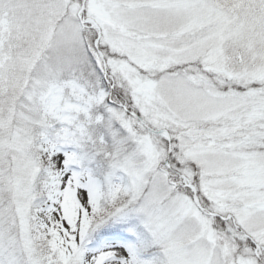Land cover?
Wrapping results in <instances>:
<instances>
[{
  "label": "snow or ice",
  "instance_id": "snow-or-ice-1",
  "mask_svg": "<svg viewBox=\"0 0 264 264\" xmlns=\"http://www.w3.org/2000/svg\"><path fill=\"white\" fill-rule=\"evenodd\" d=\"M0 264H264V0H0Z\"/></svg>",
  "mask_w": 264,
  "mask_h": 264
}]
</instances>
